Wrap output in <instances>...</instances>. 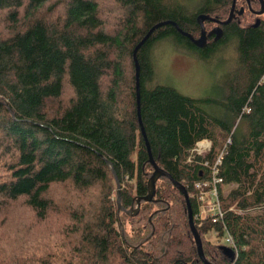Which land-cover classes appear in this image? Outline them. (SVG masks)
Here are the masks:
<instances>
[{
    "label": "trees",
    "instance_id": "16d2710c",
    "mask_svg": "<svg viewBox=\"0 0 264 264\" xmlns=\"http://www.w3.org/2000/svg\"><path fill=\"white\" fill-rule=\"evenodd\" d=\"M114 1L124 12L116 33L104 29L96 0H63L55 25L34 18L47 0H0L1 25L16 27L21 17L28 22L8 36L0 33V152L6 155L0 168L7 173L0 177V200L10 206L5 222L25 211L33 220L24 234L10 224L0 235V264H109L115 254L124 264H203L184 198L166 177L137 215L117 212L116 182L121 206L134 209L153 172L138 125L133 49L164 21L198 36L197 17L224 21L230 1ZM243 13L223 26L216 43L188 46L201 63L226 43L234 48L238 62L222 69L216 96H185L160 81L147 86L152 44L187 45L173 26L155 30L137 52L140 118L152 158L185 187L211 264H264V22L251 28L254 16ZM205 139L210 150L186 163ZM220 153L223 216L199 227L191 184L208 172L201 164L212 166ZM126 176L135 182L123 187ZM50 217L64 218L67 229L38 233Z\"/></svg>",
    "mask_w": 264,
    "mask_h": 264
},
{
    "label": "rangeland",
    "instance_id": "374dc122",
    "mask_svg": "<svg viewBox=\"0 0 264 264\" xmlns=\"http://www.w3.org/2000/svg\"><path fill=\"white\" fill-rule=\"evenodd\" d=\"M62 1L63 0H47L46 4L38 11L34 18H41L52 25L61 22L63 17ZM96 1L99 6V16L104 25V29L110 33H116L121 29V20L124 15L122 8L114 0ZM197 1L198 0H195L194 2ZM262 17L264 18V15ZM27 23L24 17L20 18V22L16 27H8L0 23V33L2 36H8L17 30L24 29ZM191 52L192 51H189L187 45L183 46V48H179L169 40L158 43L154 42L148 52V57L153 64L154 73L146 83L147 86L150 87L160 81L162 83L166 82L182 95L189 97L199 98L206 95H218V92L221 90L220 75L223 73L222 69H226V66H230L229 69L232 70L238 62L234 48L231 47V44L226 43L221 50L211 54L204 63H201L200 60L193 57ZM126 69L131 76L133 69L131 70V68H129L128 62H126ZM214 130L217 131V128ZM0 156H6L3 150L0 152ZM4 162L8 163V158H4ZM0 175L3 179L7 178L5 168H0ZM134 182V179L131 180L126 176L123 187L132 185ZM229 189L230 187L224 186L223 194H226ZM8 207H10L8 202L0 200V235H7L8 225L10 224L18 229V233L24 234L27 227L33 225L31 213L25 211L16 220L5 222L4 219L6 217L4 216V211ZM125 227L127 230H130V227L127 225ZM60 228L67 229V223L64 218L59 217L54 219L50 217L45 225L38 228V233L43 231L51 236H55L56 231ZM210 237L216 240L211 234L208 235V238ZM0 257H2V255H0ZM109 264L124 263L119 256L115 254L110 256Z\"/></svg>",
    "mask_w": 264,
    "mask_h": 264
},
{
    "label": "water",
    "instance_id": "95a60500",
    "mask_svg": "<svg viewBox=\"0 0 264 264\" xmlns=\"http://www.w3.org/2000/svg\"><path fill=\"white\" fill-rule=\"evenodd\" d=\"M234 1L235 0H233L232 7H231L230 13L228 15V18L224 21H219L215 18L210 17L209 15H199L197 17L196 21L200 27V35L195 40L193 39V37L190 34H187V33L183 32L182 30H180V28L174 22L164 21V22L157 23L151 29H149V31L146 33V35L141 39V41L133 49L132 58H133V64H134V69H135V93H136L138 125L140 127V132H141V135L144 139L146 150L148 153V162L152 166L153 172H152V174L148 180V183H147V187H148L147 194L145 196L137 197L134 199V201H133L135 204L134 209L130 208L129 210H125L121 206L120 186L116 182V185H117V188H116L117 189V191H116L117 212L118 213L122 212V213H125L126 215H132V214L137 215L141 202L149 203V202L153 201V198L155 196L156 181L161 177H166L172 183V185L182 194V196L184 198L186 208H187V214H188L189 229H190L191 235L193 237L194 243L196 245L197 255L203 264H211V263H209L204 257L203 248H202V241H201L200 235H199L197 228L195 227L193 219H192V210H191L190 199L188 197L187 191L182 184L174 181L168 173H166L163 169H161L154 162V160L152 158L151 151H150L149 143H148L146 136H145L144 128L142 126L141 118H140V97H139L140 83H139V64L137 61V52L144 45V43L150 38V36L153 34V32L155 30H157L163 26H167V25L173 26L181 36L189 39L197 48H199V49L205 48L206 40L209 36H214V40L218 41L221 39L223 34H222V29L220 27H215L212 31L206 33L204 30V22L209 21L212 23H217L218 25H221V26H226L227 24H229L231 22L233 16H234L232 14L233 13V7H234ZM259 2L261 4V10L259 12H257L258 15L264 13V1L259 0ZM242 11H243V9H240V11L238 12V15H241ZM258 23H259V21L257 20V24ZM10 113L12 114L11 111H10ZM106 163L109 164V162H107V161H106Z\"/></svg>",
    "mask_w": 264,
    "mask_h": 264
},
{
    "label": "built area",
    "instance_id": "2783aa9c",
    "mask_svg": "<svg viewBox=\"0 0 264 264\" xmlns=\"http://www.w3.org/2000/svg\"><path fill=\"white\" fill-rule=\"evenodd\" d=\"M211 148V142L208 140H201L196 142L194 146V151L197 154H206ZM221 154L217 158V160L214 162V173L211 176L204 175L202 180L193 182L191 185L194 186V188H202L204 190V193L199 195L195 194L192 195V197L197 201L201 199V201L197 202V211L195 212L193 218L195 221L198 222V226L201 227L205 222L210 221L212 223H216L217 217H222V211L220 208V202H219V189L222 187V179L218 176L219 172V166L221 164ZM192 161L191 157H187L186 163H189ZM207 164V163H203ZM205 189H208V191H205ZM225 241L227 244H232V239L230 235L226 236Z\"/></svg>",
    "mask_w": 264,
    "mask_h": 264
},
{
    "label": "flooded vegetation",
    "instance_id": "af4514ba",
    "mask_svg": "<svg viewBox=\"0 0 264 264\" xmlns=\"http://www.w3.org/2000/svg\"><path fill=\"white\" fill-rule=\"evenodd\" d=\"M230 1V10H231V7H232V3H233V0H229ZM264 1V0H263ZM260 2H259V0H235L234 1V7H233V18H232V20L231 21H235L236 22V20H234L235 19V17H236V14H237V12H238V10L239 9H243L244 10V13H243V15L246 13V12H248L249 14H252L254 17H253V19H252V22L251 23H249L248 24V26H250L251 28H258L260 25H261V23L262 22H264V18L262 17L263 15H264V13L263 14H260V15H258L257 14V12H258V10H260ZM230 10H229V13H230ZM229 15V14H228ZM242 15V16H243ZM213 18V17H212ZM228 18V17H227ZM216 19V18H215ZM217 20H219V21H221V19H218L217 18ZM257 20L259 21V23L257 24ZM230 23H232V22H230ZM237 23L238 24H240V21L238 20L237 21ZM215 27H220L222 30H223V26H220V25H217V24H214V23H212V22H209V21H206V22H204V30H205V32L206 33H208V32H210V31H212ZM247 27V26H246ZM199 30H200V27H199ZM222 34H223V31H222ZM191 36L192 37H194V39H196V38H198L199 37V35L197 36V35H195V34H191ZM223 36V35H222ZM187 39V38H186ZM187 46H190V45H192L194 48H196L193 44H192V42L191 41H189L188 39H187ZM211 42H213V43H216V41L214 40V36H209L208 38H207V40H206V45H208L209 43H211ZM198 49V48H197ZM155 187H156V185H155ZM153 200H154V198H153Z\"/></svg>",
    "mask_w": 264,
    "mask_h": 264
},
{
    "label": "bare ground",
    "instance_id": "6f19581e",
    "mask_svg": "<svg viewBox=\"0 0 264 264\" xmlns=\"http://www.w3.org/2000/svg\"><path fill=\"white\" fill-rule=\"evenodd\" d=\"M260 10H261V5H260ZM260 10H258V12L260 11ZM242 13H243V11H242ZM237 14H238V12H237ZM214 24H217V23H214ZM218 25V24H217ZM221 26V25H220ZM195 146V145H194ZM206 154H197L195 151H194V147L190 150V155H189V157H191L192 158V160L195 158V157H198V156H205ZM219 157V156H218ZM217 157V158H218ZM221 157H222V154H221ZM217 158L215 159V161L217 160ZM214 161V162H215ZM203 163H207V164H204L203 165ZM201 165L204 167V168H206V169H208L207 171V173L205 174V175H207V176H211V175H213V173H214V170H215V167L213 166L214 165V163L212 164V166L210 165V162L208 161V160H206V161H204ZM221 165V164H220ZM193 189H194V192H195V194H199V195H201V194H203L204 193V190L202 189V188H194L193 187ZM205 191H208V189H205ZM188 194V193H187ZM189 197V196H188ZM198 202L199 201H201V199H199V200H197ZM223 216V215H222ZM222 217H217V220L218 219H221Z\"/></svg>",
    "mask_w": 264,
    "mask_h": 264
},
{
    "label": "clouds",
    "instance_id": "9594fccd",
    "mask_svg": "<svg viewBox=\"0 0 264 264\" xmlns=\"http://www.w3.org/2000/svg\"><path fill=\"white\" fill-rule=\"evenodd\" d=\"M209 141V140H208Z\"/></svg>",
    "mask_w": 264,
    "mask_h": 264
}]
</instances>
